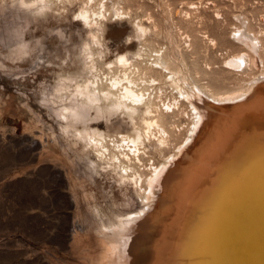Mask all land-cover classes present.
Returning <instances> with one entry per match:
<instances>
[{"label": "rangeland", "instance_id": "obj_1", "mask_svg": "<svg viewBox=\"0 0 264 264\" xmlns=\"http://www.w3.org/2000/svg\"><path fill=\"white\" fill-rule=\"evenodd\" d=\"M17 3L0 0V264H94L101 225L142 207L135 173L149 176L159 150L189 128L193 87L247 80L223 66L243 53L237 34L258 38L264 60V0H42L18 19ZM84 85L130 87L142 102L132 117L89 110L75 125L61 120ZM158 115L164 143L144 126ZM135 135L143 144L132 145Z\"/></svg>", "mask_w": 264, "mask_h": 264}, {"label": "bare ground", "instance_id": "obj_2", "mask_svg": "<svg viewBox=\"0 0 264 264\" xmlns=\"http://www.w3.org/2000/svg\"><path fill=\"white\" fill-rule=\"evenodd\" d=\"M17 4V19L44 6L42 0ZM236 39L243 53L227 58L223 66L247 80L220 92L195 91L192 84L189 128L176 147L166 144L159 150L161 159L149 176L140 180L135 173L144 187L139 190L142 207L101 225L94 264H264V60L258 38L243 32ZM118 61L127 64L122 57ZM179 78L169 77L174 88ZM142 98L130 87L115 95L84 85L75 89L58 117L72 125L87 119L89 110L132 117ZM159 118H145L144 126L148 133L156 129L164 143L168 130ZM77 135L93 139L86 130ZM139 137L129 141L143 144Z\"/></svg>", "mask_w": 264, "mask_h": 264}]
</instances>
